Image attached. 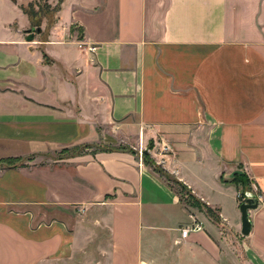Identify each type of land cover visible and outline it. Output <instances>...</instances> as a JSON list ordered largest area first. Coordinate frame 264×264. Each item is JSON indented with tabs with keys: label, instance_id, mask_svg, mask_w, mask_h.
<instances>
[{
	"label": "crops",
	"instance_id": "crops-1",
	"mask_svg": "<svg viewBox=\"0 0 264 264\" xmlns=\"http://www.w3.org/2000/svg\"><path fill=\"white\" fill-rule=\"evenodd\" d=\"M29 2L0 0V160L26 158L0 167V264H264V0H46L49 28ZM159 138L174 157L139 160ZM82 143L108 147L54 159Z\"/></svg>",
	"mask_w": 264,
	"mask_h": 264
},
{
	"label": "rangeland",
	"instance_id": "rangeland-1",
	"mask_svg": "<svg viewBox=\"0 0 264 264\" xmlns=\"http://www.w3.org/2000/svg\"><path fill=\"white\" fill-rule=\"evenodd\" d=\"M58 5L57 3L55 5H49L47 4L46 0H31L28 4H25L23 9L24 11L31 17H35L36 21L38 20L39 16L44 17L47 21V28H49L53 23H54V13L57 9ZM33 15V16H32ZM73 27H70V31H72ZM124 144H122L123 146ZM126 146V145H125ZM123 146V147H125ZM93 148L91 149V152H94L100 147H108L107 145L103 144H89V143H82L75 145L70 148H66V151H62L58 153L57 155L53 156L54 159H60V158H67V157H72L76 155V152L86 148ZM126 148V147H125ZM127 149H131L130 147H127ZM150 149V148H149ZM148 157L152 159V155L148 154ZM18 159V161H13L15 164L20 165L25 161L26 158H14L13 160ZM157 165V164H156ZM0 167H9L6 163H0ZM243 235L234 233L229 230H224L222 229L220 232V240L222 242L223 249L227 250L229 252V256L231 255L238 259L241 260L242 256L240 253V249L242 246V243L240 242L241 239H243Z\"/></svg>",
	"mask_w": 264,
	"mask_h": 264
},
{
	"label": "trees",
	"instance_id": "trees-1",
	"mask_svg": "<svg viewBox=\"0 0 264 264\" xmlns=\"http://www.w3.org/2000/svg\"><path fill=\"white\" fill-rule=\"evenodd\" d=\"M100 149L101 150H104V149H106V148H104V147H100ZM62 151H66V149H64V150H62ZM82 150H80V151H78V152H81ZM78 152H76V153H78ZM14 158H6V159H2V160H0V163H6L7 165H9V166H15V165H17V163L15 164V162L13 163V161H18V159H15V160H13ZM143 160H144V162H146V163H149V164H154V162L152 161V159L151 158H149L148 157V153H146V152H143ZM155 165V164H154ZM156 168V170H158L161 174H163L165 177H166V179L168 180V181H171V182H173L174 184H176L179 188H180V190L182 191V193H184V192H186V194H187V201H188V203L190 204V205H192V206H194V207H197L199 210H201V211H203L208 217H210L214 222H216V223H218L219 222V217L217 216V215H215L214 214V211L210 208V207H208L206 204H204V203H201L199 200H197L194 196H192L189 192H187L186 191V188H185V186L181 183V182H179L178 180H175V179H173L171 176H169L162 168H160V167H158V166H155ZM233 182H235V183H239V182H242V183H244V184H246L245 183V179L243 178V177H234V179H233Z\"/></svg>",
	"mask_w": 264,
	"mask_h": 264
},
{
	"label": "built area",
	"instance_id": "built-area-1",
	"mask_svg": "<svg viewBox=\"0 0 264 264\" xmlns=\"http://www.w3.org/2000/svg\"><path fill=\"white\" fill-rule=\"evenodd\" d=\"M94 48L92 47L91 50ZM143 152L149 153L152 155L153 159L159 164H164L168 159V157H174L175 151L172 147V144L166 139V138H159L157 142L154 143L153 147L150 149L145 148H140L138 151V157L139 160L142 161L143 159ZM144 161V160H143ZM245 196L242 193L240 195L241 202L244 200ZM264 203V201H263ZM202 226L200 224H195L191 228H184L181 230V236L186 237L190 231H198L201 230Z\"/></svg>",
	"mask_w": 264,
	"mask_h": 264
},
{
	"label": "water",
	"instance_id": "water-1",
	"mask_svg": "<svg viewBox=\"0 0 264 264\" xmlns=\"http://www.w3.org/2000/svg\"><path fill=\"white\" fill-rule=\"evenodd\" d=\"M37 31L40 32V28H37ZM243 194L245 198L239 205L241 222L240 232L243 236H246L250 233L251 229L248 210L256 208L258 206V200L256 195L252 191L245 190Z\"/></svg>",
	"mask_w": 264,
	"mask_h": 264
}]
</instances>
